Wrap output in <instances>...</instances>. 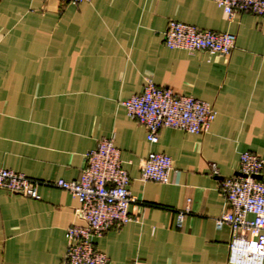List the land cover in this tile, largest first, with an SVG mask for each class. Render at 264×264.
Returning a JSON list of instances; mask_svg holds the SVG:
<instances>
[{
  "label": "crops",
  "instance_id": "obj_1",
  "mask_svg": "<svg viewBox=\"0 0 264 264\" xmlns=\"http://www.w3.org/2000/svg\"><path fill=\"white\" fill-rule=\"evenodd\" d=\"M170 20L232 33L235 49H169ZM148 81L210 104L209 129L163 128L148 143L122 106ZM103 138L119 149L134 198L132 221L94 239L108 264H230V229L215 225L226 211L219 182L236 173L241 153L264 159V17L228 21L213 0H0V169L74 181ZM149 153L171 159L169 183L141 179ZM38 194L0 190V264H62L80 204L54 187Z\"/></svg>",
  "mask_w": 264,
  "mask_h": 264
},
{
  "label": "built area",
  "instance_id": "obj_2",
  "mask_svg": "<svg viewBox=\"0 0 264 264\" xmlns=\"http://www.w3.org/2000/svg\"><path fill=\"white\" fill-rule=\"evenodd\" d=\"M69 1L79 4L93 0ZM213 2L228 21L244 12L264 17V0ZM163 43L169 49L227 57L235 49L236 37L232 33L199 30L170 20L163 32ZM122 106L130 119L145 128L148 143L156 142L158 132L163 128L194 135L205 133L216 118V111L207 102L176 95L150 81L142 93L132 95ZM84 159L85 167L79 179L74 181H39L0 169V190L33 200L40 199L38 188L41 186L70 193L80 204L77 212L82 224L67 229V247L62 264H108L106 255L95 248L94 239H100L108 230L120 229L132 221L128 211L134 202L128 190L130 178L112 139H100ZM171 173H174L171 159L159 153H149L140 168L143 181L160 184L169 183ZM211 175H218L215 165L211 167ZM219 191L225 200L226 211L216 219L215 225L218 229L223 225L230 229L228 263L263 264L264 159L250 152L241 153L236 173L220 180ZM183 217V213L178 214V225Z\"/></svg>",
  "mask_w": 264,
  "mask_h": 264
}]
</instances>
